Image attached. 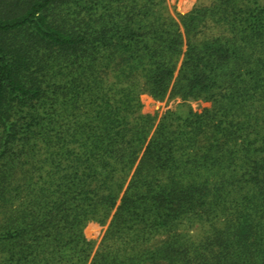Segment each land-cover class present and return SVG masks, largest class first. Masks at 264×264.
Masks as SVG:
<instances>
[{"label":"trees","instance_id":"1","mask_svg":"<svg viewBox=\"0 0 264 264\" xmlns=\"http://www.w3.org/2000/svg\"><path fill=\"white\" fill-rule=\"evenodd\" d=\"M0 264H264V0H0Z\"/></svg>","mask_w":264,"mask_h":264},{"label":"rangeland","instance_id":"2","mask_svg":"<svg viewBox=\"0 0 264 264\" xmlns=\"http://www.w3.org/2000/svg\"><path fill=\"white\" fill-rule=\"evenodd\" d=\"M198 0H168V5L172 13L176 12H185L194 6ZM182 100L180 98H174L170 100H165L163 102H151L150 106L159 111L160 116L166 114L168 110L173 109L177 110ZM191 104L195 110H202L204 107L209 106L210 103L203 100H194L191 101ZM139 162V161H138ZM105 226L92 225L89 228V232L97 238V244L100 242L106 228Z\"/></svg>","mask_w":264,"mask_h":264}]
</instances>
